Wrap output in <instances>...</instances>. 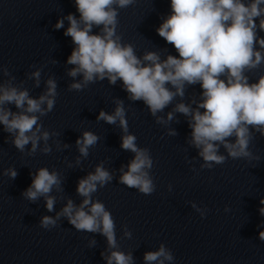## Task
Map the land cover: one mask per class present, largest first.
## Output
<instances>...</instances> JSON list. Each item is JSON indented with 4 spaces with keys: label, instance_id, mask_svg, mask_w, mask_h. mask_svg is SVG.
I'll list each match as a JSON object with an SVG mask.
<instances>
[{
    "label": "clouds",
    "instance_id": "obj_1",
    "mask_svg": "<svg viewBox=\"0 0 264 264\" xmlns=\"http://www.w3.org/2000/svg\"><path fill=\"white\" fill-rule=\"evenodd\" d=\"M135 3L136 0H75L79 18L69 13L57 20L53 26L56 30L64 28L65 20L68 21L64 35L71 37L75 45L66 61L73 65L67 71L74 81L68 85V90L82 91L89 84L105 79L110 85L122 81L127 98L133 102L143 101L155 122L165 126L167 135L173 137L178 133L168 125L174 120L179 123L176 114H183L191 128L187 144L198 150L203 161L201 169H212L228 158L259 160L249 146L255 133L264 136V74L251 83L248 73L264 65V37L259 35L264 32V0H171V14L163 18L156 31L174 46L178 57L168 54L163 59L160 51H145L138 56L135 47L123 42L118 33L119 10ZM94 28L99 32L94 34ZM0 73L8 77L0 82V125L10 134V142L20 153L27 149L29 156L38 150L49 154L52 148L48 141L58 133L44 128L41 117L55 107L56 79L50 76L45 81V91L34 98L29 89L23 87V81L14 83L16 77L7 67L0 65ZM41 74L40 68L26 74L34 81L33 87H40ZM78 76L82 79L76 80ZM197 84L202 93L184 102L188 87ZM177 97L180 101L172 110L166 116L160 115ZM114 104L112 113L101 110L96 120L110 125L118 123L122 132L120 147L134 154L127 165L120 167L118 182L151 195L156 184L150 174L154 165L150 150L139 147L137 137L129 132L124 101L117 98ZM9 105H14L17 111H12ZM99 140L93 131L82 132L75 142L79 152L76 166H81L82 158L89 156V149ZM221 146L227 155L220 153ZM67 147L69 145H63ZM57 148L60 149L59 143ZM193 160L195 157L189 163ZM3 175L14 180L18 172L15 167H9L3 170ZM31 175L32 183L22 193L23 198L32 203L43 198L47 211L55 212L54 216L41 217V228L51 230L62 219H67L76 231L98 233L106 238L107 246L101 252L106 264H135L132 251L120 250L112 213L102 201L93 199L99 189L114 179L113 172L103 161L79 179L76 193L82 197L81 202L76 204L67 198L59 211H55L57 197L52 193L53 190L64 192L61 174L55 169L40 167ZM168 188L172 190L171 185ZM189 203L201 218L206 217V207ZM260 204L264 205V199ZM224 210L230 209L226 206ZM258 211L264 217V207ZM122 227L123 237L131 239V231L126 225ZM259 239L264 241V231L259 232ZM96 244L94 238L89 241L90 248ZM174 259L172 251L163 243L157 250L143 255L144 264H171Z\"/></svg>",
    "mask_w": 264,
    "mask_h": 264
}]
</instances>
